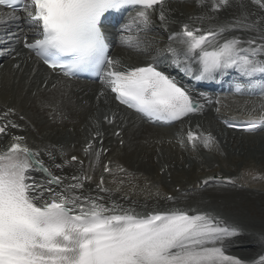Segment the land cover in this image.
Returning a JSON list of instances; mask_svg holds the SVG:
<instances>
[{
	"label": "snow or ice",
	"instance_id": "snow-or-ice-1",
	"mask_svg": "<svg viewBox=\"0 0 264 264\" xmlns=\"http://www.w3.org/2000/svg\"><path fill=\"white\" fill-rule=\"evenodd\" d=\"M206 3L196 0L197 7ZM235 3L237 14L208 28L183 23L178 33L168 37L169 44L160 55L170 56L175 67L197 81L213 79L228 69L247 78L264 74V16L253 19L256 13L248 11L244 0ZM250 3L264 11V0ZM166 5L167 0H0V7L10 9L8 19L0 17V26L18 19V12L23 11L37 33L34 42H25L24 47L49 68H59L65 76L93 72L120 104L150 121L171 122L198 112L201 105L189 89L158 70L155 63L119 70V61L108 56L102 30L106 14L128 10L134 15L129 14L122 33L146 28L157 7L160 20L165 21ZM232 5L233 0H210L208 12L218 13ZM189 19L202 25L205 19L217 17L205 14ZM236 32L248 35L232 34ZM121 43L134 49L143 45L130 37H122ZM193 63L199 66L198 74L193 72ZM261 125L264 118L247 122L244 129L252 131ZM6 128L7 124L0 126V133ZM23 139L14 136L10 146L0 151V264H244L225 254L224 241L238 231L218 218L190 215L180 208L142 215L115 201L103 203L99 195H80L90 177L54 175L37 159L39 151L21 144ZM187 141L193 147L201 142L210 148L214 138L188 131ZM91 148L89 142L85 153ZM32 171L43 172L47 184L54 187L35 183ZM104 171H109L107 165ZM97 188L107 191L103 178ZM167 200L175 201V197ZM255 264H264V255Z\"/></svg>",
	"mask_w": 264,
	"mask_h": 264
},
{
	"label": "bare ground",
	"instance_id": "bare-ground-1",
	"mask_svg": "<svg viewBox=\"0 0 264 264\" xmlns=\"http://www.w3.org/2000/svg\"><path fill=\"white\" fill-rule=\"evenodd\" d=\"M244 2L248 11L256 13L253 19L264 16V11L250 0ZM209 7L210 0L204 7H197L196 0H167L165 21L160 20L159 10L150 15L151 22L146 28L125 33L134 34L132 42L142 41L143 50L137 49L138 54L126 53L117 50L121 42H116L112 58L125 67L167 64L166 57L172 61L170 56H162L160 52L169 44L167 38L178 33L183 23L208 28L231 19L239 11L235 0L231 7L218 13L208 12ZM205 14L217 19H205L202 25L198 20L189 19ZM0 17L8 19L9 12L0 9ZM18 19L19 22L10 19L5 26H0V35H6L0 41V52L4 50L0 55V118L8 125L5 134L0 136V146L8 148L14 136H22L21 144L39 151L37 159L54 175L90 177L84 181L80 195H99L104 197L103 203L115 201L124 208L134 207L142 215L173 208L190 215L210 214L238 231V235L224 241L226 254L244 264H255L264 255V219L255 213V210L259 214L264 211V187L250 181L242 183V177L236 172L256 162L254 158L264 161V137L225 133L219 126V120L225 118H264V106L235 99L234 95L225 99L222 95L197 90L192 95L201 108L182 123V134L178 130L171 134L156 130L145 126L131 113L117 107L112 109L113 102L105 86L63 81L44 73L30 55L18 56L16 49L33 31L27 22ZM13 123L18 127H12ZM188 129L210 134L213 145L205 148L197 142L195 150H189L188 141L183 137ZM243 137L258 139L239 142ZM89 142L92 148L86 154L84 149ZM73 156L77 157L75 161ZM105 161L110 162V170L103 178L107 191L99 192L97 185ZM55 164L63 167L56 168ZM30 175L35 183L54 187L38 172L32 171ZM239 184L242 186L238 187ZM168 196L175 197V201H168ZM250 202L255 210L247 206Z\"/></svg>",
	"mask_w": 264,
	"mask_h": 264
},
{
	"label": "rangeland",
	"instance_id": "rangeland-1",
	"mask_svg": "<svg viewBox=\"0 0 264 264\" xmlns=\"http://www.w3.org/2000/svg\"><path fill=\"white\" fill-rule=\"evenodd\" d=\"M256 135H259V136L262 135L261 137H264V132H262V133H258V134H256ZM256 137H258V136H256ZM252 139H254V141H257L258 138L243 137L239 142H241L242 140H246L247 142H251ZM253 158H254V157H253ZM253 158H252V159H253ZM253 161H254V160H253ZM257 163H258V165H257ZM253 166H254V168H253ZM258 168L261 169V170H258V171H259V172L261 171V173L264 174V161L261 162V161H258V160L256 159V162L250 163V165H249L245 170H254V169L257 170ZM248 172H249V173H252V172H250V171H248ZM239 173H240V175H245L244 173H242V172H240V171H239ZM256 176H258V175H252V178H253V179H256ZM111 179H112V178H111ZM248 181L252 182V181L249 180V179H245V182H248ZM256 182L260 183V184L262 185V187H264V180H262V178L256 180ZM256 184H257V183H256ZM257 185H259V184H257ZM261 185H260V186H261ZM247 206L253 208L254 210L256 209L255 206L252 205V202L248 203ZM262 208H263V204H262ZM255 213L258 214V215H260V217H262V218L264 219V211H263L262 214H259V213L257 212V210H255Z\"/></svg>",
	"mask_w": 264,
	"mask_h": 264
}]
</instances>
